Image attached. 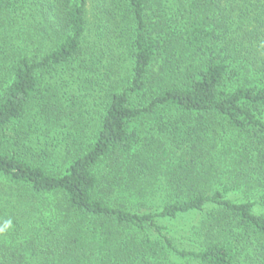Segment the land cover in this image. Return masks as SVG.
<instances>
[{
  "label": "trees",
  "instance_id": "trees-1",
  "mask_svg": "<svg viewBox=\"0 0 264 264\" xmlns=\"http://www.w3.org/2000/svg\"><path fill=\"white\" fill-rule=\"evenodd\" d=\"M4 209L0 264H264V0H0Z\"/></svg>",
  "mask_w": 264,
  "mask_h": 264
},
{
  "label": "rangeland",
  "instance_id": "rangeland-1",
  "mask_svg": "<svg viewBox=\"0 0 264 264\" xmlns=\"http://www.w3.org/2000/svg\"><path fill=\"white\" fill-rule=\"evenodd\" d=\"M92 3V2H91ZM92 14V13H91ZM55 199H57V197H55ZM3 211V210H2ZM2 211H0V220H1V222H2V218L3 219H5V217L7 216V214H8V211H7V209H4V213L2 212ZM1 222H0V240H1V238H4L5 236H6V232H4V230H5V227H3L2 226V224H1ZM11 230V229H10ZM7 237V236H6ZM5 237V238H6Z\"/></svg>",
  "mask_w": 264,
  "mask_h": 264
},
{
  "label": "clouds",
  "instance_id": "clouds-1",
  "mask_svg": "<svg viewBox=\"0 0 264 264\" xmlns=\"http://www.w3.org/2000/svg\"><path fill=\"white\" fill-rule=\"evenodd\" d=\"M8 223H10V221Z\"/></svg>",
  "mask_w": 264,
  "mask_h": 264
}]
</instances>
